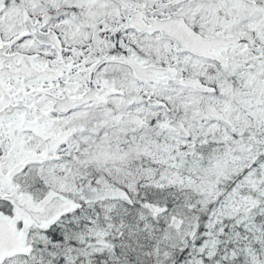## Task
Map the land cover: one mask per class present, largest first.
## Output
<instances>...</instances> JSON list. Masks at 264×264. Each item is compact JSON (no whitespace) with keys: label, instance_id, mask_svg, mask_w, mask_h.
<instances>
[{"label":"snow or ice","instance_id":"1","mask_svg":"<svg viewBox=\"0 0 264 264\" xmlns=\"http://www.w3.org/2000/svg\"><path fill=\"white\" fill-rule=\"evenodd\" d=\"M0 264H264V0H0Z\"/></svg>","mask_w":264,"mask_h":264}]
</instances>
